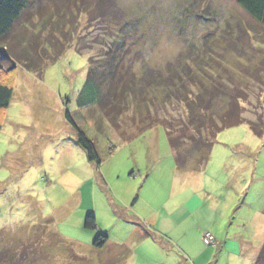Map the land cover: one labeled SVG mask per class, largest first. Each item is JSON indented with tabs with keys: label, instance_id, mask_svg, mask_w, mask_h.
I'll return each mask as SVG.
<instances>
[{
	"label": "rangeland",
	"instance_id": "374dc122",
	"mask_svg": "<svg viewBox=\"0 0 264 264\" xmlns=\"http://www.w3.org/2000/svg\"><path fill=\"white\" fill-rule=\"evenodd\" d=\"M84 1L68 40L56 32L65 52L43 73L20 63L9 72L0 53V78L14 91L0 112V264H251L264 243V141L247 125L228 129L208 168L190 176V164L177 167L165 129L148 127L185 114L164 95L179 75L188 79V68L246 97L247 120L263 117L264 27L238 0ZM31 2L28 13L45 14L56 0ZM35 26L25 20L16 36L38 35ZM41 37L37 68L55 51ZM10 46L5 53H20ZM115 53L140 100L120 131L99 103L83 106L90 59ZM216 101L217 117L228 97ZM67 111L100 165L88 160ZM87 216L96 228H85Z\"/></svg>",
	"mask_w": 264,
	"mask_h": 264
},
{
	"label": "trees",
	"instance_id": "16d2710c",
	"mask_svg": "<svg viewBox=\"0 0 264 264\" xmlns=\"http://www.w3.org/2000/svg\"><path fill=\"white\" fill-rule=\"evenodd\" d=\"M31 4L32 2L29 3V0H0V53H2L4 62L11 61L9 72L15 71L16 63L23 64L27 70H36L39 73H43L48 66L55 64L65 52L64 44L60 47L59 43L61 41L57 37V33L62 36L61 38H65V41L68 40L67 30L75 25L76 12L79 14L85 12L86 5L84 0H56L52 13L43 14L41 13L42 8L36 13H28L27 11ZM238 5L264 27V0H238ZM81 6L84 9L83 11ZM33 19L37 20V22ZM25 20L32 26H35L34 22L37 23L35 27L38 29V35L34 33L30 34L29 37L25 35L23 38L16 36L18 29H20ZM42 35L46 36L45 41L49 47H55V51L51 58H45L43 61L38 59L40 62L37 68L33 67L32 60L40 56L37 53V47ZM14 44L21 49L19 54H14L11 57L4 52V47ZM45 52L44 50L43 53ZM117 54L115 53V56L105 54L102 57L103 61L101 60L100 62H94V60L90 59L89 77L86 84L88 91L84 95L83 106L90 102L99 103L100 109L114 127L120 131L121 124L119 120L124 114L135 109L134 104L139 96H137L134 88L135 79L131 70L124 69L125 64L122 57L119 62L116 60ZM3 66L5 65L0 64V75L2 74ZM182 73L186 74L189 80L186 79L185 81L184 76L182 74L179 75L180 83L172 82L169 85L171 88H165L166 95L164 96L165 102L169 105L170 99H176L183 106L182 110L185 114L179 115L178 120L160 118L155 124L148 127V129H151L161 126L165 129L169 145L174 153L176 165L180 170L187 169L190 164L191 173L199 174L204 172L209 166L208 162L219 134L228 129L247 125L255 137L264 141V116L260 115L255 121L244 118L241 100L245 101L246 97L242 99L243 95L239 96L238 90L232 93L223 83L213 79L212 75L208 77L210 74L202 70V68H188L184 69ZM13 95V87L5 84L0 78V112L9 108ZM217 95L221 97L227 96L228 105L226 110L216 117L213 109L217 102ZM137 101L140 103L139 99ZM66 119L79 132L78 143L87 153L88 160L100 165L101 162L95 144L76 126L68 111ZM1 130L2 125L0 123ZM190 159H194L198 163H189ZM136 202L137 199L134 200L133 204ZM96 226V218L87 216L85 228L94 229ZM102 240H106V237H98L94 245H102ZM254 264H264V243L257 254Z\"/></svg>",
	"mask_w": 264,
	"mask_h": 264
},
{
	"label": "crops",
	"instance_id": "0c3cea01",
	"mask_svg": "<svg viewBox=\"0 0 264 264\" xmlns=\"http://www.w3.org/2000/svg\"><path fill=\"white\" fill-rule=\"evenodd\" d=\"M193 174H194V173H191V172H190V173H187L186 175H190V176H192ZM184 176H185V175H184ZM256 257H257V255L253 258L251 264H254Z\"/></svg>",
	"mask_w": 264,
	"mask_h": 264
},
{
	"label": "built area",
	"instance_id": "2783aa9c",
	"mask_svg": "<svg viewBox=\"0 0 264 264\" xmlns=\"http://www.w3.org/2000/svg\"><path fill=\"white\" fill-rule=\"evenodd\" d=\"M209 238V237H208ZM213 240V238L210 235V239H205L206 243L208 244L209 241Z\"/></svg>",
	"mask_w": 264,
	"mask_h": 264
}]
</instances>
